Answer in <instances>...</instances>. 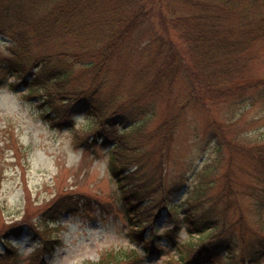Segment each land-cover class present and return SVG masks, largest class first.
Here are the masks:
<instances>
[{
  "label": "rangeland",
  "instance_id": "1",
  "mask_svg": "<svg viewBox=\"0 0 264 264\" xmlns=\"http://www.w3.org/2000/svg\"><path fill=\"white\" fill-rule=\"evenodd\" d=\"M160 6L165 9L163 3ZM163 13L167 18V13ZM162 17L153 10L151 25L136 32L129 46H134L136 51L144 47L154 30L163 28ZM166 18L165 27L168 26ZM172 38L177 49L184 53L179 39L175 35ZM55 44L34 46V53L27 56L23 72L30 71L34 55L58 51ZM14 51L8 37L0 35V81L9 72L4 63L20 62ZM126 52L123 51L99 76L96 70L89 71L86 66L73 63L72 69L68 63L57 61L56 69L63 73L73 71V74L54 82L70 93L82 91L87 96L95 91L97 104L116 101L121 105L138 97L134 102L137 111L131 131L124 134L126 147L143 146L154 154L142 159L144 166L140 167L139 163L133 164L135 157L125 152L131 162L120 169L121 179L125 171L135 174L140 169L128 186L131 191H138L140 197H145L152 207L164 197L157 188L159 184L155 185L161 179L166 191L171 190V198L181 212L186 213V208L198 202H203L199 205L204 207L214 205V211L221 216L220 210H226L228 232L222 234L233 233L243 240L246 250L238 255L246 257L250 243L264 238V228L259 224L264 211L255 199L243 192L247 186L257 194L264 188L255 163L256 158L264 156V101L255 99L258 95L251 90L246 95L254 97L255 102L244 105L247 107L241 106L240 101L237 104L189 102L188 79L182 78L175 80L172 91L143 98V86L148 79L141 80L135 71L145 65V59L137 60ZM255 53L247 77L262 78L264 45L258 46ZM46 73L52 76L50 71ZM47 79L40 80L38 91L33 95L15 73L10 74L9 82H0V264H92L102 259L107 263L118 259L116 264H181L188 252L201 242L198 235L190 236L184 227L179 235L183 244L178 251L160 259L148 257L142 242L135 241L129 232L131 220L123 190L110 164L112 151L102 144L92 143L91 119L87 114H78L73 126L58 127L44 117L42 110H49V106L44 102L43 92L51 86ZM55 102L60 103L57 98ZM151 102L153 108L145 107L152 106ZM171 127L174 134L165 143V136L160 138L158 131L162 128L168 131ZM215 135L219 140L233 142L232 157L228 151L222 152V157L217 155ZM88 138L92 142L84 145L82 142ZM162 147L165 165L157 168ZM238 149L250 152L240 153ZM209 163L217 165L216 174L220 178L196 200L199 199L195 194L199 183L208 182L213 176L205 171ZM227 169L234 183L231 191L226 187L223 174ZM201 172L203 174L199 175ZM228 191L230 197L226 199ZM189 194L196 195L190 196V202ZM249 194L258 198L256 194ZM220 196L222 200H215ZM59 204L61 206L56 207ZM240 219L244 220L243 224L234 225ZM172 224L164 208L149 230L154 228L157 234H162ZM213 235L214 232L210 234ZM162 242L165 243L164 239ZM239 259L238 256L233 260L229 256L218 258L217 264H249ZM260 264H264V260Z\"/></svg>",
  "mask_w": 264,
  "mask_h": 264
},
{
  "label": "trees",
  "instance_id": "2",
  "mask_svg": "<svg viewBox=\"0 0 264 264\" xmlns=\"http://www.w3.org/2000/svg\"><path fill=\"white\" fill-rule=\"evenodd\" d=\"M160 3L164 4L166 10ZM153 10L163 16V28L166 18L163 12L167 13L170 17L166 18L168 26L160 31L155 29L148 43L136 51L134 46H129V42L136 32L151 25ZM0 34L12 40L14 54L19 56L20 61L7 62L9 72L1 83L9 82V75L15 73L28 88V93L33 95L38 91L40 80L47 77L51 86L46 87L43 96L49 110L42 112L53 126H73L78 114H87L91 119L93 142L88 138L82 143L102 144L112 151L110 164L123 190L124 204L131 220L130 232L135 239L143 242L149 255L159 257L168 250L167 247L177 246L178 233L186 224L190 234L196 232L205 235L210 231L220 234L214 241L200 242L188 252L182 264H217L218 258L224 259V253H229L232 260L238 256L241 262H247L246 258L238 255L244 241L236 239L233 233L222 234L228 232L226 210H220V216L214 211V205L204 207L199 205L203 202H198L186 208V213L184 210L181 212L179 205L171 198V190L166 191L161 179L155 185L159 184L157 188L164 197L158 203L151 202L154 204L152 207L145 197H140L138 191H131L128 186V183L136 179L140 169L135 174H127L125 171L121 179L120 169L126 168L131 162L125 152L134 156L133 164L139 163L140 167L144 166V162L141 164L142 159H149L154 154L143 146L126 147L124 134L131 131V123L137 111L134 102L138 97L121 105L116 101L107 105L101 102L97 104L95 91L87 96L82 91L70 93L60 87L58 82L55 83L68 78L73 71L60 72L54 64L64 61L73 69L71 64L76 63L86 66L89 71L96 70L98 75L111 66L123 51L129 50L126 52L129 57L145 59V65L135 71L141 80L148 79L143 86V98L172 91L171 86H175V80L182 78L188 79L186 84L190 100L210 101L212 104H237L240 101L241 106H249L255 102L254 97L246 95L249 91L254 90L260 97H264V78L247 77L256 58L257 47L264 45V0H0ZM172 35L184 46V53L177 49ZM49 43H56L58 51L34 55L33 60L29 59L33 62L30 71L24 73L27 56L34 53L32 48ZM47 70L51 72V77L46 73ZM56 98L60 103L55 102ZM153 104L151 102L152 106L145 107L153 108ZM122 127L124 131H120ZM158 133L160 138L165 136L164 141L167 143L172 139L174 128L168 131L162 128ZM206 140L209 142L208 138ZM213 142L215 152L221 157L222 152L228 151L231 156L235 150L231 147L233 142L228 139L219 140L215 135ZM238 151L250 152L247 149ZM159 154L160 161L156 167L162 168L165 165L163 147ZM255 163L264 181V156L256 158ZM218 169L212 163L206 167L205 171L213 176L209 177L210 181L199 183L195 193L199 199L196 200H200L208 187L215 183ZM226 180L230 181L228 174ZM229 191L225 195L227 199L230 197ZM195 194H189V202L190 196ZM261 205L264 211V197ZM164 208L173 221V227L160 236L154 231H148V226L156 224ZM243 221L240 219L234 225H241ZM259 224L264 228V213L259 217ZM162 237H165V246L161 243ZM248 249L252 259L248 260L249 264L257 262L258 258L255 257L264 254V238L251 242ZM117 261L107 263L102 259L93 264H116Z\"/></svg>",
  "mask_w": 264,
  "mask_h": 264
}]
</instances>
